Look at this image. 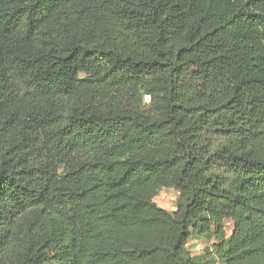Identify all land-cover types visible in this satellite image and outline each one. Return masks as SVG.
Instances as JSON below:
<instances>
[{
    "label": "trees",
    "instance_id": "1",
    "mask_svg": "<svg viewBox=\"0 0 264 264\" xmlns=\"http://www.w3.org/2000/svg\"><path fill=\"white\" fill-rule=\"evenodd\" d=\"M191 236L264 264V0H0V264H200Z\"/></svg>",
    "mask_w": 264,
    "mask_h": 264
},
{
    "label": "rangeland",
    "instance_id": "2",
    "mask_svg": "<svg viewBox=\"0 0 264 264\" xmlns=\"http://www.w3.org/2000/svg\"><path fill=\"white\" fill-rule=\"evenodd\" d=\"M149 98L147 95L144 96V103H147ZM177 192L172 188L161 187L159 188L154 196L153 201L157 206L173 212L175 210V201ZM225 233L228 235L231 231L229 220H225ZM217 242L214 236H191L186 243V249L190 255L198 256L200 264H223L215 255L212 244ZM155 264H167L165 259L159 258Z\"/></svg>",
    "mask_w": 264,
    "mask_h": 264
}]
</instances>
